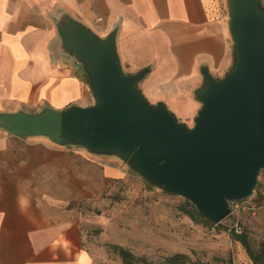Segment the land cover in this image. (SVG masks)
<instances>
[{"label":"crops","instance_id":"crops-1","mask_svg":"<svg viewBox=\"0 0 264 264\" xmlns=\"http://www.w3.org/2000/svg\"><path fill=\"white\" fill-rule=\"evenodd\" d=\"M63 11L103 36L119 26L126 71L148 68L137 86L188 124L202 106L203 69L221 78L233 62L229 16L215 0H0V111L94 103L83 68L61 50ZM77 171L74 150L0 129V264H117L86 244L69 189ZM103 174L124 168L108 163ZM239 256L245 263L234 264H254Z\"/></svg>","mask_w":264,"mask_h":264},{"label":"water","instance_id":"water-1","mask_svg":"<svg viewBox=\"0 0 264 264\" xmlns=\"http://www.w3.org/2000/svg\"><path fill=\"white\" fill-rule=\"evenodd\" d=\"M227 5L233 62L221 78L203 69L205 81L195 91L202 106L193 126L137 86L148 68L126 71L119 26L103 36L63 11L56 20L61 50L83 68L94 103L0 111V129L116 156L150 184L188 198L207 218L222 222L231 201L253 195L264 169V2Z\"/></svg>","mask_w":264,"mask_h":264},{"label":"rangeland","instance_id":"rangeland-1","mask_svg":"<svg viewBox=\"0 0 264 264\" xmlns=\"http://www.w3.org/2000/svg\"><path fill=\"white\" fill-rule=\"evenodd\" d=\"M215 1L229 16L227 0ZM47 139L76 153L78 171L69 189L83 215L86 244L97 258L117 264L245 263L239 254L251 257L232 235L238 224L264 264V169L253 195L231 201L230 215L216 223L200 215L188 198L150 184L116 156ZM108 163L122 166L124 174L104 176Z\"/></svg>","mask_w":264,"mask_h":264},{"label":"trees","instance_id":"trees-1","mask_svg":"<svg viewBox=\"0 0 264 264\" xmlns=\"http://www.w3.org/2000/svg\"><path fill=\"white\" fill-rule=\"evenodd\" d=\"M196 210H197V212L200 215H203L197 208H196ZM232 235L236 239H238V240H240L242 242V244L245 247L246 251L248 252V254L250 255V257L254 261V264H259V261H260V258H261V254H256V252L254 251L253 247L251 246V243H250V240L248 238L247 233L244 232V231H240L239 232L235 228H232ZM119 249H120V251H121L122 254H124L125 251H126V249L124 247H122V246H119Z\"/></svg>","mask_w":264,"mask_h":264},{"label":"built area","instance_id":"built-area-1","mask_svg":"<svg viewBox=\"0 0 264 264\" xmlns=\"http://www.w3.org/2000/svg\"><path fill=\"white\" fill-rule=\"evenodd\" d=\"M98 19H99V20H102V17L99 16ZM235 229H236L237 231H239V232L242 231L241 226H239L238 224H236Z\"/></svg>","mask_w":264,"mask_h":264}]
</instances>
